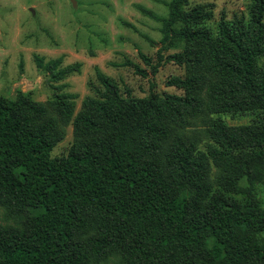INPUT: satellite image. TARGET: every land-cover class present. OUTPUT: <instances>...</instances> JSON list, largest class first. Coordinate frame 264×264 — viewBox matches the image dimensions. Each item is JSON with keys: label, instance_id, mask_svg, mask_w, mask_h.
<instances>
[{"label": "trees", "instance_id": "trees-1", "mask_svg": "<svg viewBox=\"0 0 264 264\" xmlns=\"http://www.w3.org/2000/svg\"><path fill=\"white\" fill-rule=\"evenodd\" d=\"M194 1L170 0L163 19L140 8L162 25L156 63L141 56L145 98L99 72L76 114L60 87L46 103L0 97V264H264V0L215 32L213 5ZM167 43L182 48L164 56ZM60 63L45 66L54 82L79 71ZM167 63L181 94L154 90Z\"/></svg>", "mask_w": 264, "mask_h": 264}, {"label": "rangeland", "instance_id": "rangeland-1", "mask_svg": "<svg viewBox=\"0 0 264 264\" xmlns=\"http://www.w3.org/2000/svg\"><path fill=\"white\" fill-rule=\"evenodd\" d=\"M170 0H0V97L15 99L18 92L33 101L46 103L57 92L76 96L75 114L81 110L86 97H96L102 90L97 72L113 81L121 94L128 89L134 98L150 93V71L141 56L156 63L161 45L159 21L143 14L150 11L158 19L168 15ZM213 5V18L207 26L216 31L221 18L248 16V0H201L191 6ZM33 9L35 15L29 12ZM164 56L180 51L181 44H165ZM61 58L59 69L78 64L79 71L58 82L52 81L45 68L49 61ZM37 59L42 66L37 65ZM261 60V62H263ZM130 63L145 70L143 78ZM184 70L173 63L159 68L155 76V92L175 93L165 82L170 77H183ZM229 126L245 125L251 118L232 119L223 116ZM204 128L196 124L192 130ZM73 142V129L65 128L64 140L52 151L53 157L65 156ZM208 141L201 139L200 150ZM214 171V170H213ZM264 205V186L258 188ZM0 212V224H3ZM264 237V234H263ZM113 264V263H108Z\"/></svg>", "mask_w": 264, "mask_h": 264}, {"label": "water", "instance_id": "water-1", "mask_svg": "<svg viewBox=\"0 0 264 264\" xmlns=\"http://www.w3.org/2000/svg\"><path fill=\"white\" fill-rule=\"evenodd\" d=\"M73 5H75V2H74V0H69ZM29 12L32 14V16H34L35 15V12H34V10L33 9H29Z\"/></svg>", "mask_w": 264, "mask_h": 264}]
</instances>
